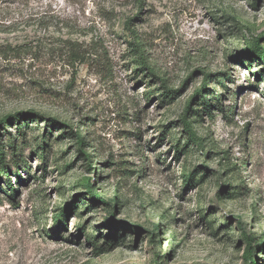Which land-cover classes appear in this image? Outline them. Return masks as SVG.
<instances>
[{"label":"rangeland","instance_id":"374dc122","mask_svg":"<svg viewBox=\"0 0 264 264\" xmlns=\"http://www.w3.org/2000/svg\"><path fill=\"white\" fill-rule=\"evenodd\" d=\"M260 45L264 0L0 2V119L46 117L0 129V264H251Z\"/></svg>","mask_w":264,"mask_h":264},{"label":"trees","instance_id":"16d2710c","mask_svg":"<svg viewBox=\"0 0 264 264\" xmlns=\"http://www.w3.org/2000/svg\"><path fill=\"white\" fill-rule=\"evenodd\" d=\"M5 0H0V2H4ZM256 56L258 58H260L261 60L264 61V49L260 46H257L256 48ZM77 55L76 53H73V57H74V60H78L77 59ZM207 84L205 82V85L203 88H201L198 92H197V96L195 97L196 98H206L205 97V91H207ZM166 90V97L169 98L170 100H174L175 98H177V96L179 95L180 91H176V90H172V89H169V88H165ZM195 99H193L192 102L195 101ZM192 102H189L188 103V107H187V110H186V114H185V119H184V122L185 124H188V119L190 118L189 116V113L193 111V104ZM46 117L44 115H42L41 113H38V112H34V111H27V112H22V113H18V114H15V115H10V116H7L3 119H0V129L2 130L3 127H5L7 124H15V126H17L19 128V131L21 132V134L23 135L25 133V130H23V124H21V122H35V121H39L40 119H45ZM46 120V119H45ZM50 121L51 123H53L54 125L56 126H61V128H71V126H69L68 124L66 123H61L58 119L56 118H53V119H50L48 120ZM189 126V125H188ZM73 131V129H72ZM76 137H77V140H78V144L79 146L83 149V147L87 146V139L82 136V133L81 131H77L75 133ZM192 136H194L192 134ZM194 138V137H193ZM13 150H16V144H15V141L13 140V143H12V147H11ZM95 148V147H94ZM0 161H3L4 157V153L2 150H0ZM87 158L91 159V156L90 155H86ZM3 163V162H2ZM92 165V164H91ZM2 171L3 172H6V169H5V164L2 165ZM4 168V169H3ZM10 188H11V183L9 184ZM87 192L88 194L90 195H94L96 197L97 200H99L100 202H102L103 204L105 202V200H102L100 199L101 198V195L95 191V185L92 184V181H89L87 184ZM16 190L12 189L11 188V195L12 197L14 198L15 194H16ZM116 203H117V200H116ZM67 216L66 215H63V216H60L59 215V224L63 225L65 222H66V218ZM246 241H247V248L245 250V261L247 263H251V264H255V258L257 257L256 255V252L257 250L260 251V252H263L264 251V247H262V245L259 244V249L258 247H254L253 246V243L256 241V239H253L249 236L246 235Z\"/></svg>","mask_w":264,"mask_h":264}]
</instances>
